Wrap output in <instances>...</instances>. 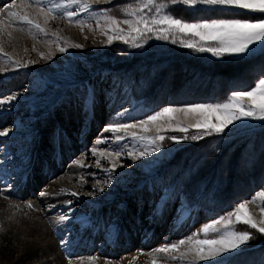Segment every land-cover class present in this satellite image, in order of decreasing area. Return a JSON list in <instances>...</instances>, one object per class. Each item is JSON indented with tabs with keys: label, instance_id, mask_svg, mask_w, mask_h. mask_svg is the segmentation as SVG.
Wrapping results in <instances>:
<instances>
[{
	"label": "snow or ice",
	"instance_id": "snow-or-ice-1",
	"mask_svg": "<svg viewBox=\"0 0 264 264\" xmlns=\"http://www.w3.org/2000/svg\"><path fill=\"white\" fill-rule=\"evenodd\" d=\"M112 0H10L0 7V72L9 69H27L38 63L36 59H25L19 55L20 50L27 54L36 52L41 60L51 61L57 52L64 54L70 49H82L84 45L71 41L62 34V29L53 23L63 20L75 24L83 32L85 28L106 37L102 41L111 45L114 41L123 42L132 49H143L153 38L158 41H168L176 44L179 37L181 46L198 53H210L214 57L227 58L226 62H247L257 55L264 56V0H120L115 7L94 9V5H107ZM182 4L189 9L201 12L215 13V18H205L189 21L178 17L174 6ZM201 6V7H197ZM239 10H248L240 12ZM30 38L33 43L29 49L21 45V40ZM87 39V37H85ZM37 44H43L48 51H40ZM53 45L55 48L53 49ZM11 48L12 51L7 49ZM258 79L255 85L247 89L237 85L230 95L215 103L169 104L151 111L142 119L133 117L123 104L127 103L133 111L137 105L142 110L144 105L133 101L126 94L119 108L112 110L115 103L111 92L108 93L110 120L104 124L101 132L111 133L110 136L98 135L95 145L107 144L106 147L92 146L89 151L95 158V167L106 173L103 181L95 180L91 191L84 193L94 197L96 191L104 192L105 185L112 184L117 168H123L122 156L132 162L129 167L142 161L149 166L153 179V191L160 188L153 217H163L170 203H175L179 197V206L174 220H179L181 227H186L194 215L192 201L188 197L184 177L173 179L172 174L160 175L156 167L166 153L162 151L166 138L179 143L189 138L199 141L205 137H219L225 140L232 132L250 129V121L259 122L264 129V63L260 65ZM16 95H8L0 99V106L16 100ZM95 88L87 89L84 97L86 120L95 115ZM123 109V110H120ZM127 116V119H125ZM229 125L233 128L225 132ZM189 129L200 130L196 134L183 136H167V130L188 133ZM9 129L0 131V136L7 137ZM218 150V148H217ZM170 152L171 149H168ZM154 154H159L154 155ZM150 158V159H148ZM85 156L73 161L74 164L85 167ZM108 166L103 167L101 161ZM16 166L12 163L11 154L4 153L0 162V195L10 202L11 207L19 208L10 194L18 189L16 181ZM95 177L96 173H90ZM87 181L80 177V186ZM67 193L70 197L79 199L81 193L66 187H61L56 195ZM39 195H47L40 191ZM28 208H33L31 201ZM62 210L54 223L63 225L59 234V245L65 251L71 264L72 254L69 252L71 241L67 234L77 230L78 222H87V218L75 211L71 198L58 201ZM52 209L56 204L49 203ZM230 209V210H229ZM11 219V217L9 218ZM246 225L248 229L264 237V187L256 190L250 198L235 203H229L222 214L208 218L202 226L175 240L166 242L152 249L151 264H233V260L245 245L254 238L249 230H240L237 225ZM3 224L0 223V230ZM111 234V232L109 233ZM78 259L83 261L82 257ZM97 257L89 256L88 261L95 264Z\"/></svg>",
	"mask_w": 264,
	"mask_h": 264
},
{
	"label": "rangeland",
	"instance_id": "rangeland-1",
	"mask_svg": "<svg viewBox=\"0 0 264 264\" xmlns=\"http://www.w3.org/2000/svg\"><path fill=\"white\" fill-rule=\"evenodd\" d=\"M9 2L10 0H0V7H3L4 4ZM107 5H94L93 7L94 9L98 6L109 7ZM185 11L187 16L186 20L189 21L215 18V16L198 17L197 15L192 17V14L198 11L191 9H186ZM239 11L246 12L248 10ZM52 26H59L63 30L62 34L65 37L73 42L83 44L84 48L70 49L68 53L64 54L57 52L51 61L41 60L36 52L29 51L25 54L21 49L19 52L20 56L25 59H36L38 63L30 65L27 69H9L8 72H0V99L12 94H15L17 97L16 100L0 106V131H3L4 128L10 130L7 137L0 136V162L3 161L5 152L10 153L12 163L16 166V173L21 179L23 172L26 171L29 165V158L35 149L34 137L36 134L35 131L37 130L36 126L42 125L45 137L44 149L48 155V158L44 159L43 163L48 161L50 164L47 173L42 178L41 187L38 190L37 188L28 189L31 193L32 191L37 192L33 197H28L27 195L24 197H15L16 193L10 191L15 202L20 204L18 209L11 207L10 202L0 195V223L3 224V229L0 230V243L5 238L6 232L11 231L14 226L11 223L15 221L17 224H22L19 219H35L42 226L43 231L48 232L54 239L53 251L48 252L46 261L52 260L55 261V264H69L68 255L59 245L60 237L58 233L63 229V225H57L54 221L62 210V205L58 201L71 198L74 201L75 211L87 218V222H78L76 226L77 230L67 234V239L71 241L70 248L79 252H85L72 255L71 264H81L78 257L83 258L82 264H91L88 261L89 256L97 257L95 264H151L152 249L166 242H174L199 229L208 218L214 217V214L203 210H201V213L194 211V215L189 224L186 227H181L180 221L173 219L177 215V209L180 203L177 199L175 203L169 204L168 210L164 212L162 218L159 216L154 218L153 209L160 195V188L156 187L155 191H153V179L149 166L143 165L142 161H137L136 163L141 165V167L138 168L135 165L129 167L132 162L126 156H122L121 158L125 166L123 168H117V175H113L111 185L104 186V192L97 190L94 197H89L84 194L93 190L92 185L95 183V180L103 181L106 177V173L102 169L95 167V158L91 155L89 149L92 146H107V144H94L95 138L98 135H112L111 133L101 132L103 125L110 120L108 93L111 92L115 100L112 106L113 114L114 110L119 108L125 94L133 99L134 102L140 101L132 96L131 91L134 82L127 83L135 78L133 71L124 70V64L135 62L137 57H135L136 53L132 52V49L128 45L123 44V42L114 41L111 45L102 42L106 41V37L99 35L98 32L94 35L87 28L82 32L79 26L69 24L63 20L54 22ZM177 39L179 41V37ZM21 42L23 45H26L25 39L21 40ZM154 43L157 42L153 38L143 49H139V51L147 52L148 48L154 49ZM122 46L126 47L127 50L123 49ZM155 47L157 48L159 45ZM28 48L30 49L31 46ZM37 48L40 51H48L47 47L43 44H37ZM54 48L55 46L53 45ZM115 48L117 49L115 53L116 57H103V54ZM7 50L12 51L11 48ZM127 51L130 52L127 53ZM198 54L211 59H217V61H225L227 59L226 57H214L210 53ZM103 59H105L106 64L102 62ZM168 60L172 65H176L175 72L172 68V72L169 75H176L182 72V69L177 64L181 59L168 58ZM263 60L264 56L257 55L252 61L241 63L242 65H236V68H239L241 65V69H244L246 66L243 71L246 72L245 77L252 82L251 87L255 85V81L259 78L252 73L259 72L260 65L264 63ZM251 63L253 64L252 66L250 65ZM256 67L258 69H254ZM97 68L99 69L98 71H96ZM115 68H117L119 75L110 71ZM221 68L223 67H220L219 70ZM135 69H141L142 74L144 73L143 69L139 66L134 67V71ZM168 72H170L169 69ZM121 76H124V82L119 80ZM191 76L194 77L193 75ZM205 84L207 85V96H218V102L230 95L232 90V88H228L227 90L226 80L220 82V85L214 84L211 81H207ZM90 87L95 88V115L94 118L88 117L86 120L84 97L87 89ZM207 96H205V99H208L206 98ZM205 99L201 95L199 98H193L194 102H177L175 104L215 103L207 102ZM142 103L143 101L139 102V104ZM123 108L127 109L137 119H142L145 115L151 114V111H154L152 108L149 110L145 106L141 110L139 105H137V111H133L132 107L127 103L123 104ZM125 119H127V116H125ZM90 120L92 121L90 122ZM249 123L252 125L250 129L241 130L237 133L243 134L252 131L264 133V129L258 126L259 122L250 121ZM62 125L71 135L72 141L66 143L63 146V150L58 151L56 142L58 141L57 137L60 135V127ZM231 128H233V125H229L228 129H225V132H228ZM198 131L200 130L189 129L188 133H180L167 130L165 135L166 137L171 135H188L190 137ZM208 138L212 137H205L199 141H193L189 138L179 143L166 138L164 147L162 148V151L166 155L162 158V161L157 162L156 167L160 170L168 162L176 160L183 152V149L191 142L192 145H201L202 141H206ZM226 144L225 149L228 150L230 146L229 142ZM168 149H171V151L169 152ZM203 149L206 148L204 147ZM222 151L220 150V154ZM234 153L238 158L240 152L236 150ZM59 154L62 155L60 161L63 160L64 163L62 170H60L61 163L59 164L58 162ZM81 154L85 156V167L83 168L73 163L74 160L80 159ZM154 155L158 156L159 154ZM101 163L103 167L108 166L106 161L102 160ZM228 168L234 170L233 166H228ZM43 170L45 168L42 164L35 170L36 175L43 172ZM93 172L96 173L95 177L90 175ZM62 176L69 178L72 184H63L59 180ZM81 176L87 181L83 187L80 186ZM46 177L47 179H45ZM54 179L61 183L56 189L50 190V183L52 184L55 181ZM252 179V176H250L247 180L251 181ZM0 187H3V185L0 184ZM61 187L79 191L81 193L79 199L70 197L67 193L56 195L55 193H58ZM261 187H264V184ZM212 188L215 189L214 186ZM255 188L253 183L249 186L242 184L241 190L244 197L234 199L233 203L250 198L251 196H247V194L253 192ZM17 191H20L19 187ZM40 191L47 193V195L41 198L42 201L38 199V197H41L39 195ZM229 191H232V193L228 197L233 194L231 185ZM30 192L28 194H31ZM27 201H31L34 207L31 209L28 208L27 203H25ZM49 203L56 204V207L52 209L47 208L46 205ZM10 217L11 219H9ZM123 222H125L126 226L122 235H119V227ZM237 228L240 230H252L242 224L237 225ZM178 229L181 230L179 234ZM19 230L22 234L18 235V238L27 239L30 243L33 242L34 239L28 235L25 227H20ZM252 231L254 238L245 245H241L243 251L240 254L243 257L248 251L264 246V237L256 235L255 230ZM110 232L111 234H109ZM117 240L121 244L118 247L116 245ZM15 242L10 241V247L21 250V245L18 243L15 244ZM35 244L41 248V252L39 255L34 254L33 260L27 264H39V257L42 256V253H47V250H49V246L36 240ZM0 246V264H14V256L13 259H10V256L7 257L1 250L2 243ZM254 258L264 261V249L256 253L248 254L244 258H239L234 261V264H242L244 259L252 264ZM202 264H210V262L205 261Z\"/></svg>",
	"mask_w": 264,
	"mask_h": 264
},
{
	"label": "trees",
	"instance_id": "trees-1",
	"mask_svg": "<svg viewBox=\"0 0 264 264\" xmlns=\"http://www.w3.org/2000/svg\"><path fill=\"white\" fill-rule=\"evenodd\" d=\"M186 9L190 10L187 6H184L182 4H177L176 6H174L175 14L178 17H183L184 19H187L186 11H185ZM240 12L243 13L244 11H240ZM194 14H192V17H195L196 15L198 17L216 16L215 13L201 12V11L195 12ZM156 42L157 43H154V49L148 48V51L144 53L146 54V56L151 58H156L161 53H163L164 55L170 58H175L176 60H180V59L185 61L188 60L190 61L189 64H191L193 67H196L195 69L198 72L204 74V76L207 79H209V81L211 82H217L219 84L220 82L226 80L227 86L243 85L246 86L247 88L252 86V82L248 81V78L245 77L246 72L243 71L246 66L244 67V69H241L240 67L242 65L241 63H245V62L228 63V64L220 63L214 59H211L209 57H204L191 49L181 46L178 39L176 44L171 43L170 40L168 41L156 40ZM157 45H159V47L156 48L155 46ZM132 50H133L132 52L135 51L137 53H141V51L137 49H132ZM238 64L241 65L239 66V68H236V65ZM250 65L252 66L253 64L251 63ZM226 66L228 67L225 68ZM220 67L223 68L219 70ZM208 141L210 142L211 145L210 147L211 154L210 157L206 158L201 163V165L205 168V170L199 177L201 181L197 182L195 187L196 189H201V190L208 189L210 191L213 185H216V187L218 188L223 183L224 185L219 197L222 194L223 200L225 202L226 200H228L229 198L228 196L232 193V191L229 190L227 191L228 184L230 182L240 183L239 189H241L242 184L249 186L250 181L247 179L250 176H252L253 178L252 183L255 185L256 188L254 189L253 192H249L247 196L253 195L254 192L258 190L262 184H264V133L263 132L252 131L250 133L248 132L243 134L232 132L223 141H221L219 137H212V138H208V140L206 141H202V144ZM227 142H229L230 145L228 150L225 149V147L227 146L226 144ZM199 146L200 145L197 144L192 145L191 142L183 149V152L179 155V157L182 158L184 163L186 161L190 162L189 154H193L194 159L196 157L199 158L198 155ZM219 150H223L221 155L219 156V158L214 159L213 156ZM236 150L240 152L238 158L234 153ZM196 163L191 165V168H195ZM228 166H233L234 170L229 169ZM192 175L193 173L191 172V176ZM194 177L198 179L197 175H195ZM258 179L260 182L259 184H257ZM197 195H198L197 191L190 190V198L193 199ZM237 197L242 198L244 197V195L240 191L238 192ZM223 210L224 208L219 207L218 212L221 213ZM255 234L260 235L258 233ZM257 248L259 250H263L264 246L263 247L260 246Z\"/></svg>",
	"mask_w": 264,
	"mask_h": 264
},
{
	"label": "bare ground",
	"instance_id": "bare-ground-1",
	"mask_svg": "<svg viewBox=\"0 0 264 264\" xmlns=\"http://www.w3.org/2000/svg\"><path fill=\"white\" fill-rule=\"evenodd\" d=\"M25 41H26V45H23L21 42L22 46L30 47L32 45V41L30 38H26ZM59 180L63 184H66V183H68L69 185L72 184V181L67 177L62 176ZM60 183L57 180H55L52 184L50 183V190L56 189V187L59 186ZM19 220L22 222V224H17L14 221L13 223H11V225H14L12 227L11 231L6 232L5 238L1 242L2 243V249H1L2 252L7 257L10 256V259H13V256H14V261H13L14 264L30 263V261L33 260L34 254L39 255L41 252V248L35 244V240H36V241H38V242H40L46 246H49V250H47V253H44L45 255L42 253V256L39 257L40 258L39 264H55V261H52V260L46 261V255H48L49 251H53L52 247H54V245H53L54 239H53L52 235H50L46 231H43L42 226H40L38 221L35 219L25 218L24 220L23 219H19ZM20 227H25L28 235L32 239H34L33 242L30 243L27 239L18 238V235L22 234L21 231L19 230ZM10 241H12V242L16 241L15 244L18 243L19 245H21L20 248H22V249L21 250L13 249L12 247H10L11 246ZM6 244H7V246H6ZM33 250H34V252H33Z\"/></svg>",
	"mask_w": 264,
	"mask_h": 264
}]
</instances>
